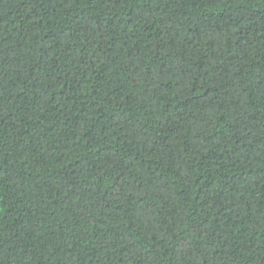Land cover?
<instances>
[{"label": "trees", "instance_id": "1", "mask_svg": "<svg viewBox=\"0 0 264 264\" xmlns=\"http://www.w3.org/2000/svg\"><path fill=\"white\" fill-rule=\"evenodd\" d=\"M0 264H264V0H0Z\"/></svg>", "mask_w": 264, "mask_h": 264}]
</instances>
